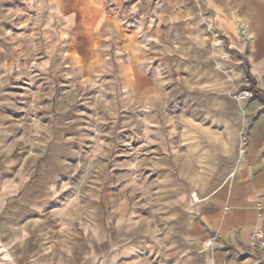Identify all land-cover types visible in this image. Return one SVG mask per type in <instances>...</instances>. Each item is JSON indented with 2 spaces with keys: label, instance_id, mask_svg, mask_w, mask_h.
Segmentation results:
<instances>
[{
  "label": "crops",
  "instance_id": "crops-1",
  "mask_svg": "<svg viewBox=\"0 0 264 264\" xmlns=\"http://www.w3.org/2000/svg\"><path fill=\"white\" fill-rule=\"evenodd\" d=\"M31 81L61 85L57 124L71 84L99 82L102 170L11 151L38 141L7 118ZM256 231L264 0H0V264H264Z\"/></svg>",
  "mask_w": 264,
  "mask_h": 264
},
{
  "label": "rangeland",
  "instance_id": "rangeland-1",
  "mask_svg": "<svg viewBox=\"0 0 264 264\" xmlns=\"http://www.w3.org/2000/svg\"><path fill=\"white\" fill-rule=\"evenodd\" d=\"M17 24V23H16ZM99 82L81 84H71L70 100L66 107L65 114L60 116V123L57 124L56 115L51 114V106L55 105L62 97L61 85L56 83L55 96L51 100L50 94L53 91L52 82H28L26 85L25 98L18 100L17 93L9 95L6 103L8 109L12 110L7 116L12 125V130L16 135L20 133L28 140L37 138L38 141H27L26 146L12 145L11 151L19 155L26 153L33 157L41 155L37 170L39 174L51 173L67 174L68 172H96L102 170L106 155H114V147L111 149L104 142V103L99 96ZM37 88V90H35ZM18 90V87H16ZM19 123V124H18ZM42 126L43 130L32 131L33 126ZM60 126L62 130L50 132V126ZM25 127V131L23 128ZM15 128V130H13ZM45 128H48L45 130ZM53 135V141L47 145V140ZM57 138L59 141H57ZM41 142V143H40ZM22 143V142H21ZM42 146V147H39ZM54 154L53 162L50 157ZM17 164V163H16ZM29 165V164H28ZM87 203V209L93 207L94 199L90 195L81 196ZM97 202V201H96ZM85 203V202H84ZM86 206V205H84ZM83 206V207H84ZM48 215H46L47 218ZM82 220L87 221L86 215L82 214ZM80 224L76 230L79 232Z\"/></svg>",
  "mask_w": 264,
  "mask_h": 264
},
{
  "label": "built area",
  "instance_id": "built-area-1",
  "mask_svg": "<svg viewBox=\"0 0 264 264\" xmlns=\"http://www.w3.org/2000/svg\"><path fill=\"white\" fill-rule=\"evenodd\" d=\"M240 95L242 98H250L252 97V92L250 90H243ZM249 246L264 252V237L262 231H256L253 233Z\"/></svg>",
  "mask_w": 264,
  "mask_h": 264
},
{
  "label": "trees",
  "instance_id": "trees-1",
  "mask_svg": "<svg viewBox=\"0 0 264 264\" xmlns=\"http://www.w3.org/2000/svg\"><path fill=\"white\" fill-rule=\"evenodd\" d=\"M246 77L252 82V78L246 73Z\"/></svg>",
  "mask_w": 264,
  "mask_h": 264
}]
</instances>
